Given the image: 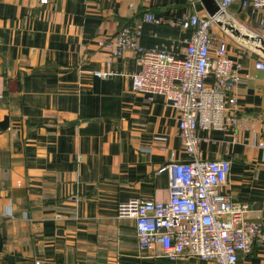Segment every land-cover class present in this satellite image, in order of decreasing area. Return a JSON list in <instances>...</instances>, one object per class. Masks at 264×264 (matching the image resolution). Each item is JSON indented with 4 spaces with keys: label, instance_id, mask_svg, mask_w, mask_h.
Masks as SVG:
<instances>
[{
    "label": "crops",
    "instance_id": "0c3cea01",
    "mask_svg": "<svg viewBox=\"0 0 264 264\" xmlns=\"http://www.w3.org/2000/svg\"><path fill=\"white\" fill-rule=\"evenodd\" d=\"M242 1L228 15L264 38V9ZM194 13L207 14L200 0H0V122L9 119L0 127V264H175L138 249L134 220L117 205L169 197L172 165L191 158L177 114L162 95L132 89L137 51L113 57L99 42L140 24L141 48L182 57L192 30L177 22ZM226 40L239 64L240 125L198 130L197 156L230 160L222 189L247 203L264 235V69L255 66L264 53L256 41ZM241 258L264 264V239Z\"/></svg>",
    "mask_w": 264,
    "mask_h": 264
},
{
    "label": "built area",
    "instance_id": "2783aa9c",
    "mask_svg": "<svg viewBox=\"0 0 264 264\" xmlns=\"http://www.w3.org/2000/svg\"><path fill=\"white\" fill-rule=\"evenodd\" d=\"M232 2H218L222 11L218 20L235 24L227 13ZM247 2L255 9H264V0H243L242 5ZM217 19L194 13L177 22L181 29L192 30L182 57L162 48H141L140 24L126 25L99 42L107 43L113 57L129 49L137 51L139 69L130 74L132 89L162 95L177 114L183 150L191 158L172 165L169 197H134L117 205L119 218L134 220L138 249H158L161 257L175 264L195 259L208 264H248L241 256L251 252L255 241L264 239L262 223L247 215V203L222 189L228 183L230 160L197 156L200 142L206 140L198 130L222 132L240 125L235 96L239 64L229 56L226 40L234 35L219 26ZM145 20L161 22L151 13ZM255 66L264 69V58ZM94 74L106 76L100 71Z\"/></svg>",
    "mask_w": 264,
    "mask_h": 264
},
{
    "label": "water",
    "instance_id": "95a60500",
    "mask_svg": "<svg viewBox=\"0 0 264 264\" xmlns=\"http://www.w3.org/2000/svg\"><path fill=\"white\" fill-rule=\"evenodd\" d=\"M200 2L202 3V5L205 8V11L207 13V15H209L211 18H218L221 14L222 11L219 7V4L217 2V0H200ZM217 24L219 26H224L226 29H228L234 36L236 37H242L246 40H251V41H256L258 44H256V48L258 50H260L262 53H264V38L260 37V36H256L252 33L249 32H242L237 26H235V24H233V22H224L221 20L217 19ZM72 123H76V121L72 122ZM9 125V119L8 117H5L4 120L2 122H0V127L2 129H6Z\"/></svg>",
    "mask_w": 264,
    "mask_h": 264
},
{
    "label": "rangeland",
    "instance_id": "374dc122",
    "mask_svg": "<svg viewBox=\"0 0 264 264\" xmlns=\"http://www.w3.org/2000/svg\"><path fill=\"white\" fill-rule=\"evenodd\" d=\"M235 25L237 26V27H239L237 24H236V22H235ZM170 262V261H169ZM171 263V262H170ZM172 264V263H171Z\"/></svg>",
    "mask_w": 264,
    "mask_h": 264
}]
</instances>
